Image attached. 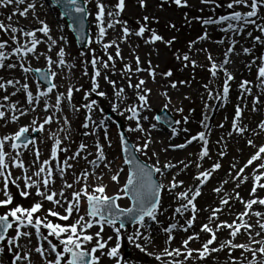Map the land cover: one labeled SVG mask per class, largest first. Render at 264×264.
<instances>
[{"label": "bare ground", "instance_id": "bare-ground-1", "mask_svg": "<svg viewBox=\"0 0 264 264\" xmlns=\"http://www.w3.org/2000/svg\"><path fill=\"white\" fill-rule=\"evenodd\" d=\"M92 2L93 7L97 3V0H92ZM100 2L106 6V10L107 8H110L113 12L117 11L115 6L119 2V0H117L113 5L111 4V0H100ZM167 2L169 7L173 8L176 14L175 16L172 15L171 17L167 16L165 19L161 20V15L152 10L153 5L158 3V0H150L149 4L148 2H144V7L140 6V0H124V9L118 17L109 18L107 16V11L105 12L103 27H105L106 32L104 37L100 39L99 43L96 42L98 39L99 31V29L97 28L98 22L95 20L97 11L93 10L94 8H92L89 16L91 19L89 25L92 28L91 31L93 33V40L96 43L97 50H99L100 52L102 48L104 49L105 44L111 45L110 47L112 48L115 60L113 61V64L107 61V68H104L103 65L97 64L94 67L93 71L83 62V58L81 56L75 54L70 59V68L73 72L71 79L68 81V84L70 83L71 87L79 89L80 97L83 99L82 105L85 109L88 102V99H85V96H87L86 90L89 87H92L93 79H95L97 84L99 85V87L97 88V92L106 93V96L103 98L101 97V99H99L98 101L99 103H97V105H94L93 110L90 111L92 130H94L98 126L103 125L102 123L103 121H105L101 114L103 111L110 110L111 112L119 116L121 115V113L124 114L125 109H128L130 107L136 108V111L140 113L137 120L140 119L141 123L145 125V135L151 137V143L157 146L155 155L148 152V149H144V152L146 153V155L144 154V156L151 160L154 165H156L158 162L159 166L162 168L165 174L163 176L157 174V176L158 179L166 186L169 185L170 182H172L174 171L170 168L163 169V165L166 163L172 164V162H170L169 160H171V157H176V154L171 153L167 149L168 138L159 133L162 128L151 123L150 120H148L146 123L143 122L145 114L142 110V107L139 106L140 102L137 99V90L134 87L130 88L128 86L130 83L132 85H135L140 80L145 81L144 85H142V88L150 89V92L147 96L148 107H152L154 105L165 106V104H167V108L170 110L178 109L181 105L194 103L197 94L207 97L209 101L212 100V98H209V89L206 88L205 85H207L210 78L209 76L211 75V73L209 72L211 64L216 63L217 65H219L224 61V55L221 51L222 46H212V63L208 65V63L206 62L198 61V63L195 64V67H193L191 63L192 53L195 54L196 52L200 51V46L203 41L194 44L192 49L189 50V44L191 42L199 40V37L204 35L205 32H212V35H219L221 41H224V43L228 42L231 45L232 43H234L235 45L240 44L243 45L244 48L250 50L248 54H245L244 57L241 56V59L237 63L238 66L236 67V72L233 74V76L235 75V78H233V80L239 81V79L246 75V78L249 79L247 87L251 89V95L258 96L261 99L264 97V90L258 87L260 81L257 80V77L251 76L252 65L254 66V63L256 64L261 60L258 50L259 47H261V51L263 45L261 42L256 41V37H263L262 34L257 30L258 26H264L262 9L259 12V16L255 18L257 22L256 25L249 24L250 28H247L248 25H242L244 27L243 38L238 39L234 35H232L233 33L231 32L226 34L220 31L221 27H227L226 22H224V24L220 25L218 28H215V26L212 25H204L202 23L203 20L209 18L211 12V10H209L205 4H202L197 0H187V7H177L172 2V0H167ZM167 2H165V5L167 4ZM229 2H231V0H215V3H221L225 6ZM199 4H201L202 6ZM160 6L162 7L163 4H160ZM237 7H239L240 9ZM237 7L234 8L236 11L248 10L240 6ZM4 8L5 9L3 11H0V22H3L5 25L11 24V26L17 28L18 31L15 34H13L10 29L8 31H0V39L3 35L6 38L5 41L0 40V43H5V48L0 51H3L7 56V59L3 61L4 67L0 68V83L5 85L4 88H0V104L4 105V107L1 109H3V112L5 113L4 119L0 120V138L10 136L11 132L19 131V129L22 127L29 128L28 134L32 133L33 135H36V139L33 140V143L29 144L27 148L16 149V152H19L21 154L19 160L24 164V171L22 174H19L16 171V167L11 166L13 163L11 157H15L16 154L10 147L11 141H8V143L5 145V152L7 154L6 161L9 164L7 171L11 172V177L13 180H15L16 177H21V179L17 181V183L20 185V188H17L14 184L9 183L8 191L12 195L13 201L25 202L32 201L38 198L42 203V208L40 210H44L43 207L45 208V206H53L55 209L61 210L63 212V215H65L66 213L64 212V208L67 207V202L71 201L72 193L81 189L85 185V183L91 185L92 187H95L98 184L102 183L106 186V193L119 192L118 183L112 181L110 178V175L112 176L117 172H119V176L122 175V172L119 169L120 166L114 167L115 154L111 150H108V148H105V162L104 164L100 162L98 163L96 156L89 149V146L93 144V137L89 136L86 140H83V142H81V144L86 146L83 151H81L80 146L78 147L81 152L80 154H85L86 156L85 160H82V162L79 156L74 159H69L70 157H73L76 152L61 143L57 150V159L53 160L51 156V145L55 146V142L52 143L51 141L54 139H52L53 137L49 133L48 124L44 126L43 131H32L31 121L33 119L37 120V126L42 123L44 118L41 119V115L46 113L44 109L49 107V103H47L43 96H40V93L38 95L39 101L36 102V105L29 103L28 92L32 93V87L27 81V76L23 75V69L27 67L29 68V66L47 67L48 69H51L52 72L56 73V76L54 78L59 85V88L65 83V81L63 80V76L60 74V71L57 70L56 65L54 63L50 65L48 63L49 59L55 62L57 53L56 50L50 52L49 44H47L48 50H46L45 42H43L42 38L39 40V43H42L43 46L41 44V49H38V51L36 52L38 54L36 56L30 54H27L26 56L13 55L15 49L18 46H24L25 43L30 42L31 37L20 34V32L24 29H27L28 31H30L32 28L34 29L32 17L35 16V21L37 20V17L35 13L30 14L28 12L26 16H21V18H19L16 16L17 14L14 15V13L17 12V7H14V10H12V7ZM9 16H11L10 21L7 19V17ZM145 17H147V20H145ZM110 20L113 23L112 28L107 27V24L110 22ZM34 23L36 24V22ZM173 25L174 27H172ZM140 27L145 28L143 36H137L134 34L135 32L139 31ZM160 27H166L169 32V36H163V33L160 31ZM125 29H127L129 33V35H127L126 37L124 36ZM153 32L161 36L166 42L172 41V43L168 44V46L166 47L158 45V41L154 43H146V41L151 39ZM249 32L252 33L251 36L248 35ZM5 33H9V37H7ZM13 35L15 36V39H13ZM17 35H19V37ZM117 51H119V56H117ZM184 54L189 55V61L183 60ZM137 57L139 58V68L141 69L140 71H136ZM177 57H180V59H177ZM253 60L254 63L252 64ZM163 61H166V64L169 65V71L163 70L162 72H160L158 70V64ZM10 64L14 65V67H8V65ZM126 68H130L131 71H127ZM202 69L204 70L202 80L205 81H201V78L195 76L194 74V70H196V72L199 74L201 73ZM97 70H99L100 72V76L98 77L95 76V72ZM149 72H153L154 76L149 75ZM168 72L172 73L170 77L173 82H176V88H172L171 85L165 86V84L161 83L162 81L160 80V74H167ZM105 77H107V79H105ZM217 77L220 79L222 75H217ZM185 80L189 82L191 92H187L188 85L186 82H184ZM9 81H11V83H8ZM109 81L113 83H109ZM25 84L28 85V92H26L23 88V85ZM233 85L234 84H231L230 86ZM148 86L150 88H148ZM119 89H123L124 91L123 93H121L120 97H117L116 92ZM240 89L241 85L237 84L235 90H237L238 92L240 91ZM13 93H15V95H13ZM162 93H165L166 95L164 94L163 97ZM34 96L35 93H32V97ZM5 97H7V99H5ZM185 97L188 98L185 99ZM114 104L118 106L117 111L112 110ZM13 105L15 106L14 109L12 108ZM147 105L143 107H147ZM32 109H35V111H32ZM21 111L26 112L27 115H20ZM47 114H50V111H47ZM13 116H19V119L13 122ZM248 117L252 118L250 116ZM75 119L76 118L72 119L71 125H73L76 131H82V123L77 119V121H74ZM153 125H155V127H153ZM130 128H132L131 125H128L127 134H129V137L128 135L127 137L129 138V140L130 138L136 140V137H138V133L135 134V132L129 131ZM92 133H94V131ZM153 138H156V140H153ZM180 139L184 140V142H181L178 145L187 143V139L189 138H187L186 135L183 134L181 135ZM135 146L140 147L142 145L139 144L138 146ZM64 149H67V151H64ZM37 152H39V158H37L36 156ZM138 154L141 153L138 152L137 155ZM45 160L49 161L48 167H50L53 171V176L51 177V182L49 184V192L64 191V198L56 197V199H62V201L64 202L63 207L54 206L51 202L42 200L41 197H38L36 195V188L24 189L25 191L30 192V195L28 197H22L20 195V190L24 188L23 177L32 176L33 180H39L46 175L45 173H42L41 178H37L34 176V173L39 170ZM65 161H67L68 163L65 164ZM93 161H95L96 163L93 164ZM105 164H107L108 167H105ZM68 165H71V167H68ZM85 173L89 174L87 181H85L84 179ZM101 174L102 178L100 180H96L94 178L95 176H101ZM77 180H79L80 183H76ZM66 183L72 184L73 187H64ZM3 187V178L0 177V195L2 196H4ZM40 188L41 191L44 190L42 184H40ZM239 190L242 192V194L239 195V199L247 202L248 200L255 198L250 195V192L246 190L245 186L241 187ZM181 201L183 200L176 198L173 192H169L167 190V187H165V189L162 190L160 206L163 209V218H165L170 211L175 210L177 207H181V205L184 204ZM232 205L237 209L243 206L244 203L239 200H234ZM119 206L122 208H127L128 204L124 200H120ZM85 210V206L81 205L80 213H74L68 221H59L55 217L52 218V221L54 223H60L61 225H69L75 222L76 219H78V215H84ZM229 212L230 211L228 210L223 211L220 218H217L215 216L210 221L213 232H217L216 236L217 241L219 242L216 245L217 249L221 248V244L225 241H232L233 243H248L249 233L246 232L243 228L234 239L230 236L229 233L231 231L228 228L221 227L220 230H217V222H219V224H223L225 222L231 224V220H234L236 222H239L238 224L241 223V220L238 219V217H240L242 213H239V211L237 210L234 213ZM248 212V215L243 216V220L252 226L251 235L257 236L256 233L261 231L257 223L258 220L260 221V218L251 215V212L264 213V209H261L259 204H255L253 205L252 209L248 210ZM213 221L215 222V224H213ZM87 234L91 233L87 231ZM12 236L14 235L12 233H9L7 237L11 238ZM127 237L128 236H123L121 233L120 243L122 245L128 246L131 249L133 257L125 263L120 260L121 264H161L160 261V263H158L154 259V252H152L151 250H146L148 253L152 254L146 255L144 252H141L138 248L135 247V244L137 243L135 239L130 242ZM260 239H264V233H261V235L257 236L256 240ZM18 243L22 246L27 245V247L16 248V251L25 252L29 251V249L31 250L29 253L30 262L22 261L18 262V264H44L40 259L34 257L35 249L33 248L31 243H28V241L24 238H21ZM92 243L94 244L95 240H93ZM109 245L110 242H108L106 249L102 251H106L107 248L112 247ZM90 246L91 245L87 247ZM0 247L2 246L0 245ZM9 247L13 246L7 245V247H4L5 251L3 253H0V264H11V260L14 257L12 253L7 250ZM230 252L231 256H229ZM217 253L227 256L226 260H228V262L226 264H232L233 260L239 262V264H248V261L251 260V258H247L248 256H251L250 253H243L242 249H231L228 246H225L221 251H217ZM96 255L100 257V264H116V260L114 258L101 256L99 251L96 253ZM184 264H190V262L188 260H184Z\"/></svg>", "mask_w": 264, "mask_h": 264}, {"label": "rangeland", "instance_id": "rangeland-1", "mask_svg": "<svg viewBox=\"0 0 264 264\" xmlns=\"http://www.w3.org/2000/svg\"><path fill=\"white\" fill-rule=\"evenodd\" d=\"M84 4L86 5L87 12H88V45L84 51H81L76 43V39L72 32L69 29V26L60 13L59 9L54 6V4L51 2V0H25V4L20 5V10H23L27 4L34 3L35 8L32 10H29L30 14L35 13L37 20L35 21V16L32 17L33 27L34 29L30 31L36 32V39L39 41L41 38L43 42H45V49L48 50L47 44H49V51H55L56 50V57L55 61H58V52L63 49L65 52L64 60L65 64L61 66H57L56 63H54L57 67V70L60 71V74L63 76V80L65 83L59 88L56 80L54 77L49 75V79L51 83L55 84L56 87L53 89L52 92L48 94L45 100L48 104V111H50V114L44 113L41 115V119L45 116H51L52 122L48 124V130L51 136L53 137L51 140L52 143H54L57 139L61 141V144L64 146H67L74 150L76 153L80 152L79 146L81 145V142L83 140H86L89 136L93 137V144L89 146V149L97 158L96 153L99 150H102L104 153V149L108 148V150H111L115 154L114 159V167L120 166V170L123 169L122 175L119 176L118 180V186L119 190L123 187L124 183L127 179V173L128 168L124 163L123 158V152H122V144L120 141L121 134L123 133L124 136L129 140V134H127V127L128 125H131L132 128L136 127L137 121H139L140 127L144 129L143 132L140 131H133L138 133V137L135 139L129 140L130 144L135 149V145H143L145 140L150 141L148 146V152L150 153H156L157 146L153 143H151V137L145 135V125L141 123V120H137L139 118V114L135 116L133 119H128V117L133 116V113L131 111H128L127 109L124 110V114L117 115L110 110L103 111L102 117L105 119L103 121L102 126L96 127L94 130H92V123L91 120H89V117L91 116L90 111L88 107L83 108V99L80 97L79 91L76 90L75 87H71V84H68V81L72 77V70L70 68V59L76 54L78 56H81L83 58V62L89 66L91 70L94 71V66L92 64V60L95 59L97 61V64L103 65L104 63H107L109 61L113 64V61L115 60V56L113 54L112 48L108 47L107 49H101L100 52L97 50L96 43L93 40V33L91 31V27L89 25L91 19H90V13L93 10H96L98 12V9L96 7V4L92 7V0H82ZM112 5L117 0H111ZM150 0H144V2H148L149 4ZM200 2L199 0H197ZM160 2V3H159ZM201 3V2H200ZM160 4H163L161 7ZM216 4H219L220 7H216ZM201 5V4H199ZM209 10H211L209 18L213 19H219L222 16H230L235 9L229 10L225 5L221 3H214V4H205ZM202 6V5H201ZM12 7L14 10V7H17L16 5L12 4L9 5L7 8ZM239 8V7H237ZM5 8H0V11H3ZM240 9V8H239ZM153 11H156L161 15V20L165 19L167 16H175V11L173 8H170L167 4L165 5L164 1L158 0V3L153 5L152 8ZM238 10V9H237ZM111 11L110 8H105V12ZM239 11V10H238ZM263 15L262 18L264 19V9H262ZM241 12H246L242 10ZM17 17L21 18L18 14ZM255 19V18H253ZM105 20V18H104ZM43 21L44 24H47L50 31L48 35H44L43 32L40 33L38 29L42 27L43 24L40 22ZM36 22V24L34 23ZM226 23H228L226 21ZM104 26V24L102 25ZM215 26V28H218L220 25H212ZM247 28H250V25L248 24ZM27 29H24L20 32V34H24V32H27ZM160 31L163 33V36L168 35L169 32L166 27H160ZM42 34V35H41ZM208 39L203 40L200 51L196 52L195 54L192 53V61H195V64L198 63V61H203L208 63H212L213 61V52H211L212 46H222L221 51L224 55L225 59V52L226 50L231 47L232 45L228 42L226 43H219L221 41L219 35H212V32H207ZM218 34V33H217ZM7 37H9V33H5ZM238 39L243 38V32L239 34H232ZM19 37V35H17ZM5 36L3 35L1 37V41H5ZM31 40L30 42L25 43L28 47H31ZM262 40H264V36L262 37ZM166 41L162 39V41H158V45L162 47L168 46V44L165 43ZM5 44V43H4ZM42 44V43H41ZM40 43H37L35 47V51L28 53L30 55L36 56L38 53V49L41 47ZM262 49L260 51L258 50L259 57H264V43H262ZM23 46V45H22ZM21 46V50L24 51L25 49ZM43 46V44H42ZM238 48V50H237ZM41 49V48H40ZM176 49V47H175ZM202 49H206L207 51H203ZM244 46L237 44L235 45L234 50L229 54L228 60L229 63L223 64V68L227 70L228 73L232 75L233 78H235V75L233 74L236 72V67L238 66L237 63L241 59V56H245L244 52ZM103 54V55H102ZM209 54L212 57V60L209 61L208 56ZM112 56V60H109L108 57ZM254 63V60L252 61V64ZM262 61L254 63V66L252 65L251 70V76L257 77L258 75V68L261 66ZM96 64V65H97ZM222 64V63H221ZM219 64V65H221ZM28 68V67H27ZM119 68V66H118ZM158 70L162 72L163 70L169 71V65L166 64V61L161 62L158 64ZM30 71L25 72L23 69V75L27 76V81L32 87V93H35V96L38 97L39 93L42 91H47V88L42 86L36 79L34 75V71L40 70L48 72L47 67H34L29 66ZM22 70V69H21ZM203 69L201 70V73H197L196 70H194V74L197 77L201 78V81L203 78ZM217 75H222V77L219 79ZM217 75L213 77L210 75L209 81L207 83V88L211 90L212 92V100L209 101L207 97L201 96L197 94V97L192 104H184L181 105L178 109H182V111H178V109L170 110L165 109L164 106H158L154 105L152 107H142V110L145 114V119L143 122H147L148 120L151 121V123L155 124L156 126L162 128L159 133L161 135H164L168 138V150L171 153H175L176 157H171L170 162H172V165L174 167L170 168L174 171L175 181L179 182L182 181L183 183L180 184L179 187L172 190L174 196L177 198V194L181 192H188L189 196H191L192 191H194L197 187L200 189V195L196 197V199L193 201V204L195 205L196 211H192V206L189 205L188 209L184 211L182 209L183 215L177 214L175 210L170 211L165 218H163V209L160 207L158 210L157 215V221L158 222H147L146 229H140L141 233L143 235H150L151 236V242H145L143 238L135 239L137 243H139L142 247H145L146 250H151L155 253V255H162L163 260H174L180 261L181 259H184L183 256L173 258L163 255V249L165 247H168L171 251L174 248L180 249L181 252H184L185 249L182 247L183 240L187 239L189 236H198L199 238L197 240L189 241L188 248L191 249H201L202 245L208 240L211 239L212 233L202 232L201 228L203 225L207 224L209 228L212 229L210 225V221L215 216L217 218H220L221 213L223 211H230L229 213H234L239 211V213H244L245 211H248L245 209L244 205L240 208H235L232 204L234 200H239V195L242 194V192L239 190L241 187H246V190L251 192V188L253 185L252 181V175L253 170L257 168V166L262 162L261 160L254 161L252 165H249L247 168H245L243 173H240L239 176H237V173H239V169L244 167V165L247 163V160L255 153L256 148H253L248 145L247 141L251 139L253 143L259 147L261 144H264V131H261L258 125L261 122H264V97L261 99L258 96H252L249 94L245 89L241 88L240 91L237 92L235 90L236 85H241L242 82H245L249 79L246 78V75L243 76L241 79L238 80H230L228 81V87L229 92L227 97L225 98L223 96V87H224V80H225V74L224 71L218 70ZM90 76V75H89ZM160 80L162 81V84H165V86L172 85L173 83L176 84V82H173L170 76H167L166 74H160ZM241 80V81H240ZM188 85V91L191 92V87L189 85V82L186 80L184 81ZM231 84H234L233 86H230ZM199 85V84H198ZM164 86V85H162ZM156 87V86H155ZM71 88L73 91L71 102H69L67 98V92L68 89ZM148 88H150L148 86ZM86 95L88 97L87 105L93 106L97 105L99 103V99H101L100 96L96 94V92L92 91V87H89L86 90ZM94 93V94H91ZM163 97L165 93H162ZM186 95V94H185ZM188 95V94H187ZM35 96L33 97L32 104H37ZM57 96L61 97V102L59 105V111H57L56 107V98ZM219 96V99H216L215 97ZM188 98V97H187ZM259 99V103L253 104L254 99ZM92 101H95V104H92ZM33 105V106H35ZM239 107L241 111V117H240V126L241 127H247V131L244 132L242 135H237L235 130L232 128V120L235 116V110ZM253 108L256 110L253 111ZM129 109V108H128ZM0 111H3V109L0 108ZM166 111L175 121V125L168 129L165 125L161 124L156 120V117L159 113ZM143 115V114H142ZM248 116L252 117L249 118ZM73 118H76L78 121L82 123V131H76L71 125V121ZM185 118L187 119V123H185ZM65 119H67L68 123H65ZM74 121H77V120ZM179 121V123H177ZM85 123H88V127L85 128L83 125ZM221 125H223L221 127ZM147 127V124H146ZM94 131V133H92ZM17 131H13L10 133V136H14V134ZM204 132L205 133V139L207 140V150L208 155L206 157H203L202 159L199 156V153L201 150L205 147L202 141L199 139L193 140V137H198L199 133ZM232 133V135H229V133ZM85 133H88L85 135ZM185 134L188 141L192 140L191 143H183L185 147H176L179 143L184 142V140L180 139L181 135ZM25 135H28L30 137V141H33L36 139V135H33L32 133H26ZM128 135V137H127ZM79 137V138H78ZM82 140V141H81ZM153 140H156V138H153ZM96 145L100 146V149L98 150ZM54 145H51L53 148ZM24 148V147H19ZM17 148V149H19ZM51 148V149H52ZM81 153V152H80ZM138 152H136L137 154ZM105 156V154H104ZM140 159L145 164L154 165L151 160H149L144 154H138ZM79 158L82 162V160H85L86 156L85 154H80ZM57 159V157H56ZM97 162L103 163L105 161H100L97 159ZM216 163H219L221 167L217 169L215 172H212L209 178L203 183L200 184V181L196 180L195 177L199 175L201 172L209 171L211 170L212 166ZM199 165V166H198ZM235 165V167H233ZM16 171L19 174L23 173V169L16 168ZM264 171V170H261ZM244 177H247L246 180H244L243 183H240V180ZM111 178V175H110ZM203 179V178H201ZM155 180L161 182L158 179L157 174L155 175ZM173 181V179H172ZM224 181H227V183H224ZM163 183V182H161ZM261 183H264V180L261 181ZM239 184V186H237ZM84 187V186H83ZM94 187V186H93ZM220 188V192L214 191V189ZM91 191V189H89ZM109 196H115L117 194L123 196V193L120 191L117 193H106ZM162 194V193H161ZM255 198H264V189H257V193ZM5 199V196L0 195V200ZM223 199H227V204H222L221 201ZM124 200L129 207L130 203L126 196H123L122 199ZM118 200V204L120 202ZM40 202L38 198L32 200V201H25V202H12L11 205H8L5 207H0V215H3L7 210H9L12 207L15 206H22L24 208H30L34 203ZM184 204L186 203V200L181 201ZM81 205L85 206V209L87 208L86 201L81 202ZM261 209H264V206L260 205ZM220 209L219 212H216L214 214V209ZM44 210H40L37 213L34 214L35 216H47V211L49 209H54L55 211L59 212L61 215H63V212L59 209H55L53 206H45L43 207ZM86 212V210H85ZM162 212V214H161ZM162 215V217H161ZM193 216H195V219L193 221L192 227L188 228L187 231H183L182 229L187 228L186 221L188 219H191ZM52 218L54 217H47L48 220L52 221ZM56 218V217H55ZM260 223H264V217H259ZM11 219V218H10ZM53 222V221H52ZM235 222V224H238L239 222H236L234 220H231V224ZM54 223V222H53ZM175 224L177 227L173 229L172 236L173 239L170 244H166L165 241L167 239V233L164 231L165 228L170 227L171 225ZM213 224L215 222L213 221ZM217 225H222L217 222ZM138 225H133L128 228H124L121 233L123 236H129L134 233L136 228H138ZM15 228V225H14ZM31 231L32 237H31V244L33 248L35 247H41L45 250V257H41L38 253L35 251V258H38L42 261V263L47 264L48 260L54 259V254L52 256L47 255V240L38 239L35 235L34 229H22V231ZM99 226H94L91 229H88V232L91 234H95L98 232ZM232 231V229H229ZM242 230V228L240 229ZM41 232L43 235L47 234V230L42 228ZM215 236H216V231ZM12 233L15 235L14 230H9L8 234ZM7 234V236H8ZM101 236L104 240H107L108 236H112L113 239L110 242L109 246L114 247L116 244L115 239V233L113 230L105 226L104 231L101 233ZM255 239L257 236H253ZM48 240H51L53 244H58V241L55 240L54 237H49ZM219 242L216 240L213 242L212 245H210V248H216V245ZM241 244V242L236 243ZM2 247H7L6 243L0 244ZM251 247H259V245L252 244ZM58 252H62V247L57 248ZM120 252V260L125 263L129 259L133 257V253L131 249L128 246L122 245L119 250ZM251 254V253H250ZM196 254L194 253V256ZM226 255H221L217 252H211L206 255V258L203 260H200L198 258L196 259H188L190 264H226L228 260H226ZM181 258V259H180ZM247 258H252L251 256H248ZM115 259V258H114ZM157 261V260H156ZM160 263L159 261H157Z\"/></svg>", "mask_w": 264, "mask_h": 264}, {"label": "snow or ice", "instance_id": "snow-or-ice-1", "mask_svg": "<svg viewBox=\"0 0 264 264\" xmlns=\"http://www.w3.org/2000/svg\"><path fill=\"white\" fill-rule=\"evenodd\" d=\"M164 2H167V0H164ZM172 2L177 7H187V0H172ZM202 4H214L215 0H200ZM57 3H59L64 9L66 15H71L73 13L76 15V20L80 22V27L83 28L82 18L85 16V7L82 6L80 0H57ZM16 5L17 6V12L14 13L18 14L20 16H26L29 10H32L35 8L34 3L27 4V6L23 10H19V6L25 4V0H0V8L8 7L9 5ZM140 6L144 7V0H140ZM228 9H234L237 6H240L244 9H248L246 12L241 11H234L232 15L230 16H222L219 19H213L208 18L202 21L204 25H223L224 22L227 23V27H221L220 31L224 33H234L239 34L244 31L243 26H247L248 24L256 25V18L259 16V12L261 9H264V0H231L227 5ZM96 7L98 9V12L95 16V20L97 23L98 31V39L97 43L100 42V39H102L105 35L106 29L102 25L104 24V16H105V5L100 2V0H97ZM117 11H108L107 16L109 18L112 17H118L120 13L124 9V0H119V2L116 4ZM216 7H220L219 4H216ZM7 19L10 21L11 16L7 17ZM145 20H147V17H145ZM119 22V21H117ZM235 26H234V23ZM43 24V27L38 29V31L43 32L44 35H48L50 29L47 26V24H44L43 21L40 22ZM243 25V26H242ZM108 28L113 27V23L110 22L107 24ZM174 27V25L172 26ZM10 31L15 34L18 29L11 26V24L5 25L3 22H0V31ZM257 30L264 36V26H258ZM145 32L144 27H140L139 31L135 32L134 34L137 36H143ZM24 35L27 37H32L31 40V47H28L27 45L22 46L25 50L21 51V46H18L13 55L18 56H26L28 53L34 52L35 47L39 41L35 38L36 32L34 31H27L24 32ZM129 35L127 29L124 30V36L126 37ZM249 36L252 35L251 32L248 33ZM13 39H15V36L13 35ZM162 37L157 35L155 32L152 33L151 39L146 41V43H154L156 41H162ZM208 39V34L205 32L204 35L199 37V40L193 41L189 44V50L192 49L193 45L196 43H199L200 41ZM257 42L264 43V40H262L261 36L256 37ZM166 44H171L172 41L165 42ZM219 43H224V41H219ZM111 45L105 44L104 48L107 49ZM5 48L4 43H0V50ZM235 44L232 43V46L229 47L225 52V59L222 62L221 65H217L216 63H212L211 67L209 68V72L213 77L217 75L218 70L224 71L225 74V80H224V87H223V96L226 98L229 92L228 87V81L232 80L233 77L230 73L227 72L226 69L223 68V64L229 63L228 56L229 54L234 50ZM203 51H207L206 49H202ZM250 50L244 49L245 54H248ZM58 61H53L51 59L48 60V63L51 65L53 63H56L57 66H61L65 64L64 56L65 52L63 49H61L58 52ZM117 56H119V51H117ZM7 59L6 54L3 51H0V68L4 67L3 61ZM109 60H112V56L108 57ZM177 59H180V57H177ZM209 61L212 60L211 55L208 56ZM184 61H189L190 57L188 54H184L183 56ZM261 66L258 68V75L257 80L260 81V84L258 87H260L262 90H264V57L261 58ZM193 67H195V61H191ZM92 64L95 67L97 64V61L95 59L92 60ZM22 66V65H21ZM8 67H14V65H8ZM23 67V66H22ZM104 68L108 67V64H103ZM127 71H131L130 68H126ZM139 68V58L137 57V68L136 71H140ZM25 72L30 71L28 68H24ZM40 73V78L44 80H48L49 75L52 77L56 76L55 72H52L51 69L48 70V72H41L40 70H36ZM149 75H153V72H149ZM167 76H171L172 73L168 72L166 74ZM95 76H100L99 70L95 72ZM107 79V77H105ZM8 83H11L9 81ZM109 83H113L109 81ZM145 81L140 80L137 84L132 85L131 83L128 85L130 88L134 87L137 90V99L140 102L141 107L148 104L147 96L150 92V89H144L142 88V85H144ZM248 82H242L241 88L245 89L249 94H251V89L247 87ZM5 85L0 83V88H4ZM56 87L55 84L51 83L49 81V87L47 91H42L40 93V96L47 97L50 92L53 91V89ZM99 85L97 84L96 80L93 79L92 81V91L96 92V94L100 97H105V92H97V88ZM172 88H176L177 85L173 83L171 85ZM207 88V85H205ZM23 88L26 92H28V85H23ZM79 91V89H76ZM123 89H119L116 92V96L120 97L121 93H123ZM73 91L71 88L68 89L67 92V98L69 102H71ZM209 98H213L211 90L208 92ZM15 95V93H13ZM166 95V94H165ZM216 99H219L220 97H215ZM7 99V97H5ZM85 99L87 100L88 97L85 96ZM187 99V97H185ZM28 100L31 104L33 102L32 93L28 92ZM36 101H39V97H36ZM61 102V97L57 96L56 98V107L57 111H59V105ZM170 103V101H169ZM259 103V99H254L253 104ZM92 104H95V101H92ZM89 109V111L92 110V105H86ZM4 105L0 104V108H3ZM168 105L165 104L164 108L167 109ZM12 108L14 109L15 106L13 105ZM113 111L118 110L117 105H113L112 107ZM128 111H131L133 113V116L128 117V119H133L135 116L138 115L135 107H130L127 109ZM256 109L253 108V111ZM32 111H35V109H32ZM45 112L48 111L47 108L44 109ZM178 111H182V109H178ZM241 109L239 107L235 110V116L232 120V128L235 130L237 135H242L244 132L247 131V127H241L240 126V117H241ZM123 113H121L122 115ZM20 115H27L26 112L21 111ZM5 113L3 111H0V120L4 119ZM13 122L19 119V116H13ZM91 117H89V120ZM145 119H147L145 117ZM159 117H157V120L159 121ZM52 122L51 116H45L43 119V122L40 123L37 126V120L33 119L31 121L32 131H43L44 126L47 124H50ZM65 123L67 124L68 121L65 119ZM179 123V121H177ZM185 123H187V119L185 118ZM89 125L88 123H85L83 127L87 128ZM223 125H221L222 127ZM155 127V125H153ZM258 127L261 131H264V122H261ZM129 131H140L143 132L144 129L140 127L139 121H137L135 128H130ZM29 132L28 127H22L17 131L14 136H5L3 138H0V177L3 178V195L5 196V199L0 200V207H7L8 205H11L13 202V197L8 191L9 183L14 184L17 188H20V185L17 183L18 180L21 179V177H16L15 180L11 177V172L7 171L9 164L6 161V152H5V145L8 143V141H11V149L13 152H15V157H11L13 163L12 167L16 168H24V164L22 161L19 160L20 153L16 152V149L19 147L27 148L29 144L33 143V141H24L23 138L26 133ZM88 133H85L87 135ZM229 135H232L230 132ZM193 140L199 139L203 142L205 147L201 150L199 153L200 158L206 157L208 155L207 150V140L205 139V133L201 132L199 133L198 137H193ZM20 141L21 143H17ZM121 144L123 145V151L125 153L124 157V163L129 165V171L127 173V179L124 183L123 187L120 188V192L123 193V196H126L131 201V207L122 208L117 204V201L122 199L123 196L117 194L115 196H109L106 194V186L101 184H98L95 187H92L91 185L85 183L84 187L81 189L74 191L72 193L71 201L67 202V207L64 208L65 215H61L59 212L55 211L54 209H49L47 211V216H35L34 214L40 211L42 208L41 202L34 203L30 208H24L22 206H15L7 210L3 215H0V244L6 243L7 245H12L13 247H9L7 250L12 253L13 259L11 260V264H18V262L22 261H29L30 262V249L29 251L25 252H19L16 251V248L21 247H27V245H20L18 242L21 240V238H24L28 241V243H31V237L32 232L31 231H22V229H34L35 235L38 239L47 240V255L52 256L54 254V259L48 260L47 264H100V257L96 255V253L99 251L101 256H107L108 258H115L116 264H121L120 262V248H121V231L125 228L126 223H131L134 226L138 225L139 227L136 228L134 233L132 235H129L127 238L131 242L134 240V238L139 239L143 238L145 242H151V236L150 235H143L140 231V229H146L147 222H158L157 221V214L158 210L161 206V191L167 187V190L171 192L173 189L177 188L182 184V181L176 182L175 177H173V181L169 183V185H165L157 180L154 179V176L156 174H160L163 176L165 173L162 170V168L159 166L158 162L156 165H149L145 164L138 160V158L135 156L134 152H140L142 154L146 153L144 152V149H147L149 146L150 141L145 140L143 145L140 147H136L134 149V152H132L128 145L127 141L124 139L123 135L120 137ZM192 140H189L188 143H191ZM61 141L56 140L55 146L52 148L51 156L52 159L55 160L57 157V150L59 148ZM248 145L256 148L255 153L247 160V163L244 165V167L239 169V173H237V176H239L240 173H243L245 168H247L249 165H252L254 161L261 160L262 162L253 170L252 175V181L253 185L251 188L250 195L255 197L257 193V189H264V183H261L262 180H264V144H261L259 147H257L251 139L247 141ZM86 146L81 144L80 149L81 151L84 150ZM97 149H100L99 145H96ZM176 147H185V145H177ZM64 151H67V149H64ZM80 155V152H77L74 154L73 157H70L69 159H74ZM97 159L100 161L105 160V156L102 150H99L97 153ZM155 155V153H153ZM37 158H39V152L36 153ZM68 162L65 161V164ZM93 164L96 162L93 161ZM49 161L45 160L38 171L34 173V176L37 178H41V174L45 173L46 175L39 180H33L32 176H25L23 177L24 181V188L20 190V195L22 197H28L30 195L29 191H25L24 189H31L36 188V195L38 197H41L42 200H47L51 202L54 206L63 207L64 202L62 199H56V197L64 198L65 193L64 191H51L49 192V184L51 182V177L53 176V171L50 167H48ZM199 166V165H198ZM68 167H71V165H68ZM105 167H108L107 164H105ZM174 167L171 163H166L163 165V169H169ZM221 165L219 163H216L212 166L211 170L201 172L199 175L195 177L196 180L200 181V184H203L211 175L212 172H215L217 169H219ZM235 167V165H233ZM27 171V170H26ZM63 171V170H61ZM111 171V169H110ZM120 171H123L121 169ZM88 173L84 174V179L87 181L88 179ZM118 176L119 172L111 176V180L114 182H118ZM63 178V177H62ZM96 180H100L102 178L101 176H95ZM203 178V179H201ZM247 177H244L240 180V183H243L244 180H246ZM76 183H80L79 180L76 181ZM224 183H227V181H224ZM40 184L43 185V191H41ZM239 186V184L237 185ZM64 187L66 188H72V184H65ZM89 188H91V191H89ZM216 192H220V188L214 189ZM200 195V189L197 187L194 191H192L191 196H189L188 192H181L177 194L178 199L186 200V203L181 205V207H177L175 209V212L177 214L183 215L182 209L186 211L188 209V206H192V211L195 212L196 208L193 204V201L196 199L197 196ZM86 201L87 208L84 215H78V219L75 220V222L69 224V225H61L60 223H53L52 221L48 220L47 217H56L59 221H68L70 217L73 216L74 213L79 214L81 210V202ZM242 203H244V207L246 210L252 209L253 205L259 204L264 206V198H253L248 200L247 202L241 200ZM222 204H227L228 200L223 199L221 201ZM220 209H214V214L216 212H219ZM249 212L245 211L238 219L241 220L240 224H235L233 222L232 224L229 223H223L222 225H217V230H220L221 227L232 229V231L229 233L233 239L237 236V234L240 232V229L243 228L246 232L249 233L248 236V243H241L236 244L232 241H225L221 244V248H210L209 246L213 244V242L216 240L215 233L211 228L208 227L207 224L203 225L201 228L202 232L212 233L211 239H208L203 245L201 249H191L188 248L189 241L197 240L198 236H189L187 239L183 240L182 247L185 249L184 252H181L180 249L174 248L171 251L168 247H165L163 249V255L168 257H180L183 256L184 260H188L190 258L192 259H200L203 260L206 258V255L211 252H217L221 251L225 246H228L231 249H242L243 253H251V260L248 261V264H264V239L256 240L251 235V228L252 226L249 225L246 221L243 220L244 215H248ZM251 215L256 217H264V213L261 212H251ZM11 218V219H10ZM195 219V216H193L191 219H188L186 221L187 228L182 229L183 231H187L188 228L192 227L193 221ZM210 219H212L210 217ZM258 226L260 228V232H257L256 235L259 236L261 233H264V223H260L259 220L257 221ZM15 225V228H14ZM94 226H99V231L95 234H87L88 229L93 228ZM108 226L110 227L113 232L115 233V239L116 244L114 247L107 248L106 251H102L106 249L108 241H111L113 239L112 236H108L107 240H104L101 236V233L104 231V227ZM177 226L175 224L171 225L168 228H165L164 231L167 233V239L165 241L166 244H170L173 236L172 232L173 229H175ZM44 228L47 230V234L43 235L41 232V229ZM9 230H14L15 235L11 238L7 237V234ZM49 237H54L56 241H58V244H53L51 240H48ZM93 240H95V243L93 244ZM256 244L259 245V247H251L250 245ZM91 245L90 247H87ZM62 247V252H58L57 248ZM135 247L138 248L141 252H144L146 255H152L151 253H148L146 251L145 247H142L139 243L135 244ZM5 251L4 247H0V253H3ZM35 252L38 253L41 257H45V250L41 247H35ZM194 253L196 254L194 256ZM242 253V255H243ZM229 256H231V252L229 253ZM154 259L157 261H161V264H174V260H163L162 255H155ZM246 259V257H245ZM184 260L175 261V264H184ZM232 264H239V262L233 260Z\"/></svg>", "mask_w": 264, "mask_h": 264}, {"label": "water", "instance_id": "water-1", "mask_svg": "<svg viewBox=\"0 0 264 264\" xmlns=\"http://www.w3.org/2000/svg\"><path fill=\"white\" fill-rule=\"evenodd\" d=\"M76 15L75 13L71 14V15H66L69 23L71 25V29L73 30V32L75 33L79 45L80 47L83 49L86 46L87 43V36H86V25H85V16L82 18V23H83V28L80 27V22H78L76 20ZM37 75L39 76V79L42 83H44L45 85L49 86L48 80H44L40 78V73H37ZM173 125L172 122L168 123V126L171 127ZM129 147V146H128ZM130 149V148H129ZM132 225L131 223H126L125 226H129Z\"/></svg>", "mask_w": 264, "mask_h": 264}]
</instances>
